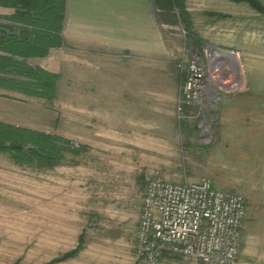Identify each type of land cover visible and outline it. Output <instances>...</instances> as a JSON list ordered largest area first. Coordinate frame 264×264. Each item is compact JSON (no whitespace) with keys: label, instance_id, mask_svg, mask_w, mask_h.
Wrapping results in <instances>:
<instances>
[{"label":"rangeland","instance_id":"rangeland-1","mask_svg":"<svg viewBox=\"0 0 264 264\" xmlns=\"http://www.w3.org/2000/svg\"><path fill=\"white\" fill-rule=\"evenodd\" d=\"M257 1L264 7V0ZM117 2L125 35L144 42L150 36L149 44L142 42L135 51H108L115 56L100 64L93 57L77 55L74 60V47L64 40L45 58L28 60L30 66L59 74L53 100L0 89V123L66 138L74 148L82 143L76 135L87 133L81 127L85 123L77 125L74 114L80 112L84 121L83 107L74 110L72 105L99 104L100 80L106 82L100 71L116 76V67H124L129 92L124 100L136 105L125 106L123 117L113 116L124 124L121 132H105L110 140H89L86 153L66 154L52 170L20 167L0 154V264H48L74 250L81 234L76 256L54 264H142L134 258V236L145 179L155 172L172 182L208 179L217 189L241 194L246 204L244 241L248 247L255 242V251L260 247L264 15L242 1L185 0L201 47L233 54L234 67L223 69L216 101L202 96L199 104L184 107L182 84L194 45L177 10L169 18L155 11L154 0ZM140 11L148 12L155 32L148 31ZM76 80L81 85L87 82L88 91L84 87L75 91ZM113 96L118 100L117 92ZM105 111L90 107L87 123L95 132L102 129L98 114ZM129 117L135 118L132 125ZM241 249L235 264H261L247 260ZM249 254L260 258L258 253ZM159 264L201 263L171 256Z\"/></svg>","mask_w":264,"mask_h":264},{"label":"built area","instance_id":"built-area-1","mask_svg":"<svg viewBox=\"0 0 264 264\" xmlns=\"http://www.w3.org/2000/svg\"><path fill=\"white\" fill-rule=\"evenodd\" d=\"M190 49L184 107L199 104L202 96L216 101L223 69L234 67L233 54L220 48ZM245 214V198L239 193L217 189L208 179L172 182L155 172L143 187L134 258L142 264H159L171 255L201 264H235Z\"/></svg>","mask_w":264,"mask_h":264},{"label":"trees","instance_id":"trees-1","mask_svg":"<svg viewBox=\"0 0 264 264\" xmlns=\"http://www.w3.org/2000/svg\"><path fill=\"white\" fill-rule=\"evenodd\" d=\"M65 1L0 0V7L14 10L11 15H0V89L43 100L55 98L59 74L30 66L28 60L45 58L51 49L65 44L62 36ZM230 1L245 2L264 15V7L257 0ZM153 5L160 16L169 18H173V10H177L176 17L184 25L191 44L195 49H200L201 40L191 29L185 0H154ZM209 15L220 17L213 13ZM82 151L81 146L71 147L66 138L0 123V154L7 156L17 166L44 172L59 166L66 154L79 155ZM82 238L83 234L74 250L48 264L74 258Z\"/></svg>","mask_w":264,"mask_h":264},{"label":"crops","instance_id":"crops-1","mask_svg":"<svg viewBox=\"0 0 264 264\" xmlns=\"http://www.w3.org/2000/svg\"><path fill=\"white\" fill-rule=\"evenodd\" d=\"M109 2L110 0H66L65 1V13H64V24H63L62 36L64 40L67 41L70 46L74 47L73 51L76 52L73 56L74 60H77L76 58L77 55L81 57L83 56L93 57L96 61H98L101 64L102 62L105 63L106 60H109V57L115 56L112 53L109 54L108 51L124 52L125 49H130L131 51L140 50L142 46V42H144V40L142 41L139 37L132 38L131 36L127 37L125 35L126 32L123 31V26H122L124 21L121 22L119 19L120 18L119 14L121 12L118 9L119 4L117 0H114L111 4ZM13 12L14 10L12 8L0 7V15H11ZM139 13L143 14L145 25H146V28H148V31L150 32L152 28V31L155 32L156 24L152 23L148 12L140 11L138 12V14ZM148 38L149 39H147V42H144V45L150 43V36ZM103 51L105 52L102 53ZM75 67L76 69L78 68L80 69V66H78L77 64L74 65V68ZM116 68L118 69L116 70L117 71L116 76H114L113 71L111 72L110 71L105 72L104 70L100 71L99 76H102L103 79H106V82H102V80H100L101 84L98 87L97 91L100 92L101 99H98L100 101H96L99 103L98 105L88 106V104L86 103L85 106H82L81 104H77V102L74 103V105H72V108L74 110L76 109L81 110L82 107L84 109V121L81 120L80 112L74 113L76 116V121H77L76 124L84 125L85 123V125L81 127L87 133L85 135H81L80 133L76 135V139L79 140V142H82L80 146L83 148V151L81 153H86L87 150H89V147H88V144L90 142L89 140L91 141L92 140L99 141L102 139L110 140V138L107 135L109 131L110 132L112 131L113 133H118L119 131L121 132V127H123L124 124L119 125L121 124V120L116 122L114 121L113 116L116 114H118L119 117L125 116V112H126L125 106L129 105L130 103L132 106L136 107L134 101L126 102L124 100L126 98L125 94L129 93L125 91L126 87L124 83V76H125L124 67L120 68V66L119 67L117 66ZM86 70L87 69H85L84 71ZM77 73L74 72V75L79 76L80 74L77 75ZM86 73L87 72H85V74ZM113 76L117 79L111 80V78H114ZM110 80H111V83H110ZM80 83L82 82L79 81V84H78L76 80V83L74 84L75 91H77L78 87H79V91L83 87L85 91H88L89 88H88L87 82H84L83 85H81ZM115 92L118 93V100H116L115 97L113 96ZM132 92L134 93V91ZM129 96L133 97L131 95ZM96 106L100 109L108 110V111H105L106 113L101 112V114L100 113L98 114L100 115L99 116L100 125H102V129L100 130L98 128V130H96L95 132L88 125L87 118L89 115L88 113L90 112V107L96 109ZM139 114L140 112H138L137 114L138 119L140 118ZM96 119H97L96 117L93 118V121L91 122L94 123ZM134 122H135V118H130L129 120L130 125H132ZM129 129H132V128H129ZM91 135L93 137H91ZM94 136L97 138H94ZM112 139H115V138H112ZM81 153L79 155H81ZM260 171H261L262 186H261V192L259 196V206L261 207V212H262L264 210V159L260 163ZM212 185L214 186V184ZM253 218L254 217H252L251 219ZM243 234H244V224L242 226V231H241L242 249L240 248L242 253L246 252L244 253V257L247 260H257V261L260 260L259 263L261 262V264H264V234L262 235L263 238L261 237L262 240H261L258 251H255L256 250L254 246L255 242L252 245L250 243L249 244L250 247L247 246V244L244 241ZM249 253H252V254L258 253L260 254L259 255L260 258L254 257L253 255H250ZM171 256H166L165 258L171 257ZM250 256L254 257L255 259H253L252 257L249 258Z\"/></svg>","mask_w":264,"mask_h":264}]
</instances>
